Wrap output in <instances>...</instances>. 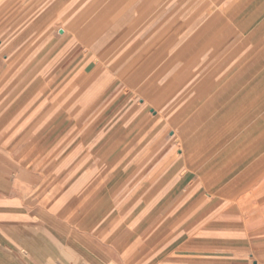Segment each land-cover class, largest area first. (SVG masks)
Masks as SVG:
<instances>
[{
    "label": "crops",
    "instance_id": "1",
    "mask_svg": "<svg viewBox=\"0 0 264 264\" xmlns=\"http://www.w3.org/2000/svg\"><path fill=\"white\" fill-rule=\"evenodd\" d=\"M77 1L80 0H35L32 8L34 23H30L33 30L24 37L23 32L19 35L18 48L9 46L0 49V264H135L139 249L145 246L148 251L151 250L161 237L167 239L162 242L156 253L154 252V256L164 254L183 238L185 240L181 243L185 244L189 233L197 228L198 219L204 214L202 210L193 219H189L193 215L188 212L192 211L191 208L195 205L191 202L174 216V212L168 211L156 217L153 209L141 213L136 209L137 205L133 208L128 206L132 201H140L138 191L133 194V185L138 181L134 174L138 169L147 171L148 176L146 183H142V191L155 182L154 174L150 172L155 169V162H147L144 165L136 161V158L140 153L153 151L147 145L140 146V143L149 136H155L156 123L162 121L169 125L172 121L170 113H165L166 102L162 101L172 83L170 79L162 85L163 87L151 84L150 88L148 85L137 88L140 95L143 94L147 100L152 92L165 91L160 99L150 100V104L143 98L148 109L153 106L157 111L155 114H148L143 108L144 103L137 105L132 101L136 93L130 86L124 88V93L116 96V101L119 100L115 111H105V115L102 114L104 117H99L98 120L105 124L94 132L89 124L91 109H84L77 119L83 127L86 126V129L77 131V137L84 143L82 146L58 144L59 123L73 121L67 117L68 114H62L63 108L60 107L63 104H60L59 100H62L63 94L55 96L59 100L54 96L50 99L9 96V90L24 88L26 75L34 74L42 67L56 72L59 71L56 69L59 66L64 67L65 62L60 63L59 54H53L61 43L54 45L53 40L48 38L44 44L45 37L41 34L44 26L56 24L55 20H58L56 17L60 12L63 9L68 12ZM159 1L102 0L103 3L99 7L102 13L98 14V22L105 21L109 27H114L115 36L122 35L121 28L127 19L137 17L136 22L139 24L138 15L146 11L147 16L151 17L142 29L137 30L138 41H159L160 31L163 36H171L173 29L178 31L177 33L182 32L181 36L187 39V44L184 45L186 50L196 48V52L206 55L213 49L208 55L209 64L207 63L206 69L201 72L206 71L216 76L225 70L223 74L234 75L233 81L229 83L232 86L240 73L235 77L237 73L232 72L235 66H229L228 69L219 66V51L223 54L240 51L233 49V40L237 36H244L243 30L247 23L252 22V15L247 19L242 17V13L246 5H252L254 1L256 11L264 10V0H199L193 7L191 4L188 7L186 0H179L177 7L176 1H173L162 5L161 8L158 7ZM215 4L216 12L213 11L204 18ZM156 6L157 13L154 12ZM188 9L191 11L187 12ZM63 17L60 18L63 29L68 34L74 32V21L72 22L68 15ZM262 18L264 19V15ZM199 21H202L201 25L193 31ZM26 29L25 27L24 32ZM190 30L193 33L186 34ZM8 39L10 42L14 41L16 35L10 34ZM166 39L169 41L170 37H163L162 41ZM220 39L223 45H219ZM102 40V32L95 33L88 38L86 44L89 46V43L99 42L101 45ZM249 40L246 37L240 41L248 43ZM245 56L246 53L243 58ZM95 60L99 61L98 58ZM77 66L79 65L73 66L68 73L74 74ZM87 67L83 62L77 71L78 74H72L74 78L64 84H82L81 87L88 90L102 89L99 98L111 89L112 84L115 89L119 87L116 83L104 86L101 79L98 83L89 85L85 76L95 72L87 71ZM212 79L210 84L206 83L211 89L216 86V79ZM131 84L134 85V82ZM201 88L202 86L197 88L194 95ZM213 93L212 91V95L210 94L205 102L202 99L200 103L194 102L197 104L194 114H198L200 109L210 107L212 113L207 120L214 123L223 116L228 122L233 118L226 116L230 114L231 106L235 103L236 93L220 105L215 104L219 94L214 96ZM108 98L106 96L104 101ZM191 117L192 114L181 122H189L193 119ZM71 132L67 130L66 135L62 137L74 138V131ZM159 132L160 130L156 133L157 137L162 134ZM98 134L99 140L103 141H99L97 146H91V138ZM167 149L162 151V155L167 153ZM92 154L102 157L103 160L97 161L96 156L91 157ZM58 155L61 157L55 161ZM214 161L208 164L212 165ZM50 168L57 170L58 174L61 171L57 180L61 184V190L48 201L45 197L49 195L48 187L51 182L46 180V171ZM199 168L194 165L193 171L198 174ZM149 194L151 193L148 191L147 199ZM118 202H121L120 206L116 205ZM198 202L203 206L208 201L202 198ZM123 203L128 205L123 206ZM209 229L218 233L233 230Z\"/></svg>",
    "mask_w": 264,
    "mask_h": 264
},
{
    "label": "rangeland",
    "instance_id": "2",
    "mask_svg": "<svg viewBox=\"0 0 264 264\" xmlns=\"http://www.w3.org/2000/svg\"><path fill=\"white\" fill-rule=\"evenodd\" d=\"M34 1L0 0L1 50L9 48V46L18 48L19 35L23 32L22 37H24L33 30L30 23H34L32 19L34 17V9H32ZM173 1H176L177 7L179 0H160L158 7L161 8L162 5ZM186 1L188 7L190 4L193 7L199 0ZM101 3H103L102 0L77 1L68 12L67 9L60 12L61 15L56 17L58 18L55 20L56 24L43 27L41 35L45 37L44 44L48 38L53 40L54 45L61 43L53 54H59L60 63L65 62L64 67L56 68L59 70L57 72L42 67L36 73L26 75V82L25 79L23 80L24 88L9 90V96L50 99L57 94H63L62 100L55 98L59 100L60 104H63L60 107L63 108L62 114H68L67 117L73 121L59 123L58 144L82 146L84 143H81L82 139L77 137V131L86 129V126L83 127L77 119L82 115L84 109H91L89 124L94 132L105 124L98 120L99 117H104L106 112H114L115 105L119 100L116 101V96L124 93V88L130 86L136 93L133 94L132 101L137 105L144 103V110L148 114H155L157 111L153 109V106L152 109H148L145 100L150 104V100L160 99L165 91L152 92L147 100L143 94L140 95L137 88L145 85L150 88L151 84L162 86L170 79L169 81L172 83L162 101L166 102L167 111L165 113H170L172 121L169 125L162 121L156 123L155 136H149L140 143V146L147 145L153 151L140 153L136 158V161L144 163V165L147 162H155V169L150 171L154 174L155 182L153 185L149 184L142 191V183H146L148 176L147 171L138 169L134 174V177H138V181L133 185V194L138 191L140 201L139 203L132 201L127 205L130 208L137 205L136 209L141 213L153 209L158 217L168 211L174 212L172 214L174 216L191 202L195 205L191 208L192 211L188 212L193 215L189 219H193L202 210H204V214L198 219L197 228L189 233L190 236L188 235L189 238L187 237L188 240L185 241V244L181 243L185 240L183 238L164 254L154 256L162 242L167 239V237H161L154 243V248L152 247L151 250L148 251L145 246L139 249L137 264H264V169L259 168L245 174L243 179L223 193L224 196L220 195L233 180L245 172L252 162V157L254 156L255 159L260 154L258 153L259 148H254L252 151L246 150L249 138L240 137V135L249 125L253 127V125L264 121V102L260 104L264 99V19L262 18L264 10L256 11V5L253 4L255 1L252 5H246L242 17L249 19L252 15V22L247 23L248 25L243 30L245 35L237 36L232 44L234 50L240 49V51L238 53L234 51V55L233 51L230 54H223L222 51H219V66L227 69L229 66H235L232 70L237 73L235 77L238 72L240 73L237 81L230 86L229 83L233 81L234 75L223 74L225 70L216 76L206 71L201 72L206 69L208 55L213 49L206 55L199 51L196 52V48L191 51L186 50L184 45L186 46L187 39L181 36L182 32L177 33L178 31L176 32L174 29L171 36H163V32L160 31L158 37L161 40L159 41H147V39L138 41L137 30L142 29V26L151 17L147 16L146 11L141 12L140 16L138 15L139 24L136 22L137 17L129 18L121 28L122 35L115 36L113 34L114 27H109L103 20L98 22V14L102 13L99 8ZM216 5L213 7L214 10L208 11L204 18H207L213 11L216 12ZM158 7L156 6L155 13H157ZM190 9L187 12H190ZM255 11L256 13H254ZM182 12L183 10H181ZM67 15L75 23V31L69 34L63 29L64 25L61 24L62 19H60L63 16L66 18ZM174 17L177 18V16ZM201 22L199 21L192 30L197 29ZM25 27L27 28L26 32H24ZM190 31L186 34L193 33ZM100 32H102L103 38L101 45L99 42H97L99 46L96 43H89L90 48H88V42H86L88 38ZM10 34L11 36L16 35L17 40L8 41ZM163 37H170V40L162 41ZM246 37L250 39V42L242 43L240 40ZM219 45H223L221 39ZM245 53L247 56L243 58ZM95 58H98L99 61ZM79 61L80 63H78ZM83 62L88 65L87 71L95 72L85 76L89 85L101 79L104 86L116 83L119 87L115 89V85L112 84L111 89L107 90L100 99L99 92L102 89H89V91L87 88L83 89L82 84L65 85L64 83L74 78L73 75L78 74L77 71ZM75 65H79L77 68L75 67L77 69L75 73H68ZM71 75L73 77L69 79ZM214 78L216 86L211 89L207 85ZM132 81L134 85L131 84ZM200 86H202L201 90L194 95ZM212 91L214 96L219 94V99L215 102L216 105H220L236 93L235 103L232 102L230 114L226 116L233 118L228 122L223 116H220L219 120L214 123L207 120L212 113L210 107L203 110L199 108L198 114H194L197 107L195 103H200L202 100L205 102L206 98L210 97V94L212 95ZM106 96L109 98L104 101ZM191 114V118H193L191 121L181 122ZM67 130L74 131V138L62 137L66 135ZM158 130L163 134L160 137L156 135ZM98 136L99 134L91 138V146H97L103 141V139L100 141ZM168 147H170L169 150ZM165 149L168 151L162 155V151ZM75 156L77 157V154ZM93 156H96L97 161L103 160L98 155L92 154L91 157ZM60 157L61 155H58L54 160L56 161ZM211 158H214L215 161L209 171H214L215 174L208 182H203L199 175L193 171V167L196 165L199 168ZM59 174L57 170L51 168L46 171V180L51 182L48 187L49 195L45 194V199L48 201L61 190V184L57 181ZM254 183L256 185H252ZM148 191L151 194L147 199ZM252 192H254V197ZM202 198L208 201L204 204L205 206L198 202ZM120 204L121 202H118L116 205L120 206ZM124 205L126 203H123ZM198 227L200 228L198 229ZM209 228H230L233 230L218 233ZM152 257L155 258L150 261L149 259Z\"/></svg>",
    "mask_w": 264,
    "mask_h": 264
},
{
    "label": "bare ground",
    "instance_id": "3",
    "mask_svg": "<svg viewBox=\"0 0 264 264\" xmlns=\"http://www.w3.org/2000/svg\"><path fill=\"white\" fill-rule=\"evenodd\" d=\"M263 102H264V99L262 100V102L260 104H262ZM203 119H205V118H203ZM243 136L244 137L246 136V137L249 138L248 139V142H247V145H246V150L252 151L254 148H259L258 149V151H259L258 153H260V154L255 159H254V156L252 157V162L245 169V172L242 173L235 180H233V182L230 183L226 187V189H224L222 191V193L220 194L221 196L223 195V193H225L227 190H229L231 188V186H234L239 180L243 179L242 177L245 174H249V173L253 172V170H256V169H259V168L260 169H262V168L264 169V121L262 123L253 125V127H251L250 125L248 127H246L244 133L242 135H240V137H243ZM212 160L214 161V158H211L210 159V161H212ZM210 161H208L207 163H205V165H202L197 170V173L199 174V176H200V178L202 179L203 182L204 181L205 182H208L207 181L208 178L215 174L214 171H209V169H211V164L210 165L208 164ZM243 182H245V181H243ZM252 185H256V183H254ZM252 196L253 197L255 196L254 195V192H252Z\"/></svg>",
    "mask_w": 264,
    "mask_h": 264
}]
</instances>
